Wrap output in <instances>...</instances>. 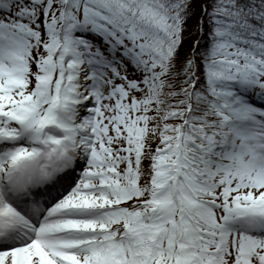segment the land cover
Here are the masks:
<instances>
[{
	"label": "snow or ice",
	"instance_id": "6c2138e0",
	"mask_svg": "<svg viewBox=\"0 0 264 264\" xmlns=\"http://www.w3.org/2000/svg\"><path fill=\"white\" fill-rule=\"evenodd\" d=\"M193 3L0 0V264H264V0Z\"/></svg>",
	"mask_w": 264,
	"mask_h": 264
},
{
	"label": "trees",
	"instance_id": "16d2710c",
	"mask_svg": "<svg viewBox=\"0 0 264 264\" xmlns=\"http://www.w3.org/2000/svg\"><path fill=\"white\" fill-rule=\"evenodd\" d=\"M205 3V0H194V3L192 5L194 9V14L192 18L188 21V30L185 33L186 39L185 43L181 49V56H183L189 49L192 48L193 44L197 39H200L201 42V48L207 45L208 43V36L207 32L209 31V25L207 23V18H205L204 23V31L205 35L203 38H200V34L198 32H194L193 29L196 26L197 20L202 15V9L201 5ZM209 10H211V3L208 4ZM201 49H198L200 51Z\"/></svg>",
	"mask_w": 264,
	"mask_h": 264
},
{
	"label": "rangeland",
	"instance_id": "374dc122",
	"mask_svg": "<svg viewBox=\"0 0 264 264\" xmlns=\"http://www.w3.org/2000/svg\"><path fill=\"white\" fill-rule=\"evenodd\" d=\"M89 38H92V37H89ZM96 42H98V41H96ZM132 71L133 70H132L131 66H129L128 67V72H129V78L130 79L136 78L135 76L132 75ZM117 82L119 83V81H117ZM152 147H153V149H155L156 146L153 144ZM147 165H148V162L145 161V167H147ZM141 182L143 183V181H141Z\"/></svg>",
	"mask_w": 264,
	"mask_h": 264
}]
</instances>
